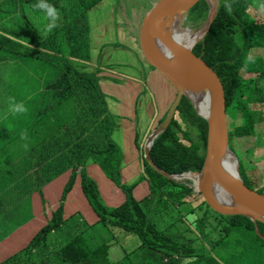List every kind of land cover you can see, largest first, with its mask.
<instances>
[{"label": "trees", "instance_id": "obj_1", "mask_svg": "<svg viewBox=\"0 0 264 264\" xmlns=\"http://www.w3.org/2000/svg\"><path fill=\"white\" fill-rule=\"evenodd\" d=\"M100 1L48 0V3L55 5L60 12L59 24L63 23L64 26L71 27L76 33L85 32L88 36L90 34V41H87L86 44L87 55L78 52L71 63L60 51L61 44H58L59 38H56L55 35L57 29L48 36L6 31L4 36V46L8 50L6 59L11 62L0 63V81L2 76L12 69L9 74L15 76V84L11 83L8 86L12 90H15L16 85L18 87L16 89L26 87L37 91H41L43 88L46 89L45 93L54 91V95L62 98L61 106L64 107L69 100L67 89L81 87L84 90V81L89 80L85 75L89 71L88 65H93L100 59L98 56L101 57L110 48V43L92 45L91 41L92 28L89 26L88 13ZM259 3L262 17L258 19L262 21L251 23L248 18V10L252 5V0H219L216 19L205 38L193 49L195 56L207 66L217 79L218 92L226 107V112L230 107H233L235 114L240 113L241 115L239 118L242 123L235 127L233 132H230L229 147L235 155L238 151H242L249 156V148L243 146L241 142L253 137L257 131L264 130V88H259L256 79L259 77L257 72L262 73L261 77L264 75V57H259L251 62V68L246 71V75L241 76L240 74L247 56L244 51L264 46V0H260ZM225 4L231 6L230 12L226 10ZM209 9L208 2L201 0L190 10L189 19L196 11H198L200 19L208 17ZM140 12L138 16L141 18V9ZM240 27L248 29L242 47L235 43L238 41L235 38ZM14 38L18 39L16 45L11 44V40ZM68 45L64 44V46ZM104 49L106 51L102 52ZM136 54L137 58L143 55L139 43L136 47ZM21 61L22 68L20 69ZM55 67L58 70L56 72L54 71ZM149 68L156 70L152 66ZM65 69H68L69 72L65 73L63 71ZM87 84L90 83L87 82ZM244 93H246V98L245 102H242L241 97ZM178 114L184 122L183 126L176 119ZM166 115L161 123L165 120ZM0 132L6 133V130L1 129V122ZM192 132L195 133V138L192 137ZM2 137L4 136L0 135V138ZM231 137L238 144L232 145ZM209 143V123L196 112L190 100L183 97L170 125L155 140L151 149V157L153 162L167 174L199 173L204 166ZM238 161L240 164L239 174L245 186L255 192L262 193L264 179L260 175V170L253 165L252 172H250L245 160L241 162L238 159ZM98 163L102 169L110 172V179L120 186L119 170H115L111 166V162L101 160ZM144 165L146 166L144 178L149 180L150 187L148 198L141 201L134 199L132 195L136 185L134 183L126 187L127 201L119 207L109 209L99 195L96 183L90 178L85 179L81 182L82 189L99 217L98 223L90 226L83 222L82 218L78 221L62 223L64 204L61 203L59 208L53 212L52 220L31 240L27 247L28 251L40 249L38 251L40 253L44 249H50V251L55 249V251H59L57 253L59 257L54 259L56 264H109V259L116 264H122L129 254L118 260L122 253L112 235V229L119 228L127 234L137 236L141 241V245L135 250V253L142 251L146 246L153 251L163 252L171 257L194 258L188 264H222L216 260V257L222 258V254L217 256L214 252L227 246L222 259H226L229 264H233L230 262L232 260H237V264H264L263 223H255L245 216L218 214L209 207L199 193L201 202L193 210L200 216L201 224L189 221L185 215L178 214V209L186 202V198L195 194L193 187L188 185L193 184L192 181L177 182L166 178L154 171L145 159ZM74 182L75 179L69 181L63 198L72 190ZM168 208L172 211L169 212ZM166 211L172 213L174 217L177 216V212L176 220H171L172 217H170L165 221L163 216L167 215ZM211 220L216 222V225L210 222ZM176 225H178L176 233L169 234V231ZM180 226H183L185 230L181 231ZM208 226H213L214 229L207 231L206 227ZM216 229L221 233H217ZM187 232L193 233L195 237H191ZM53 233L62 234L65 242L53 248L45 246V239ZM213 234L217 235L215 239L210 238ZM180 236H185V238ZM244 237L247 239L244 240ZM235 242L241 246L234 248L232 244ZM7 264L18 263L13 258L8 260Z\"/></svg>", "mask_w": 264, "mask_h": 264}, {"label": "crops", "instance_id": "obj_2", "mask_svg": "<svg viewBox=\"0 0 264 264\" xmlns=\"http://www.w3.org/2000/svg\"><path fill=\"white\" fill-rule=\"evenodd\" d=\"M9 1L6 0V3L0 6V35L4 37L6 31H15L17 34L38 35V29L32 25L28 18L32 12H41L31 7L37 1L19 0V4L16 5L17 8L12 15H9V9L5 7ZM153 5L154 3L144 14L142 13L141 19L150 12ZM47 23L48 21L45 18L43 26ZM14 26L23 27H20L17 31ZM59 26L64 25L62 23ZM139 27L138 24L135 26L137 32ZM56 29H53L52 32ZM91 41L92 45H99L100 36L93 35ZM129 42L136 48L137 43L133 37ZM118 50L132 54L128 49L113 48L110 45L104 56H98L100 59L94 63L99 74L101 69L105 70L104 75L100 74L104 79L96 82L85 80L84 90L81 87L68 88L67 97H69V100L64 106L70 108L71 105H75L74 110L88 111L90 114L82 120L74 116L76 118V128L80 135L71 146L75 148L78 144H90L86 142V139L90 137L93 139L91 145L99 153L95 159L90 161L86 173L97 184L101 198L107 206L123 205L127 201L128 191L126 187L134 183H136L132 191L134 199L141 201L150 196L149 180L141 177L143 170L146 169L144 165V159L146 160L144 148L148 145L149 135L161 124L160 121L163 120L169 110L159 88L149 93L139 82L129 79L131 77H129L126 69H129L131 64L123 67L125 62L122 61L121 57H114L115 52ZM111 59L115 60L120 69H111L115 71L116 76L106 71L108 68L105 67V64ZM137 60L140 65L142 63L147 64L143 55ZM22 61L20 69L22 68ZM147 66L149 67L148 64ZM154 71L151 68L146 69L141 66L136 76L143 78L144 82H147L151 87H153V81L160 86L158 76ZM4 75L10 74L6 73ZM87 82L92 86H87ZM3 88L7 89L6 86H3ZM16 88L18 87L15 85ZM17 90V95L25 106H29L31 103H41L35 119L41 124L49 138L54 140L60 136L61 145H58V147L68 154L70 139L67 138L71 134L70 127L65 125L64 130L61 129V134L55 132L52 114L49 117L46 115L47 111L52 112L55 106L62 107V98L54 95V91L45 93L46 89L43 88L41 91L26 87H20ZM141 96H143L144 108L143 104L138 107V99ZM92 104L94 107H92ZM108 135L110 136L108 137ZM38 136L37 133V140L43 141ZM110 142H113V147H110ZM65 144L66 146H64ZM6 145H8V141L4 137L0 138V238L1 241L4 240L0 243V262L8 261L14 257L16 263H18L20 258L27 254L22 250L25 249L29 252L27 247L30 241L52 220L53 212L57 210L60 203L64 204L62 223L73 220L78 221L82 218L83 222H88L87 224L92 226L91 224L97 220L99 221V217L83 192L80 178L64 198L63 194L70 173L66 171L56 179L52 176L46 178L50 168L54 166V158H58V156L41 145L36 146V151H24L14 155L10 150L3 152ZM9 158L14 159L12 164L7 163ZM38 159L41 160L40 163L36 162ZM101 160L111 162V166L115 170H119L120 186L105 175L98 163ZM146 162L148 163L147 160ZM11 166H14L16 174L22 177V184L10 181ZM48 167L50 168L48 169ZM79 168H77L78 171ZM5 174L7 175L4 176ZM24 208H27L29 212H26ZM98 221L93 225H96ZM13 226L16 227L7 233ZM48 247L53 248L54 246L49 245ZM135 250L130 253H135ZM31 258L33 262H39L34 261L32 256ZM109 264H116V262L109 259Z\"/></svg>", "mask_w": 264, "mask_h": 264}, {"label": "rangeland", "instance_id": "obj_3", "mask_svg": "<svg viewBox=\"0 0 264 264\" xmlns=\"http://www.w3.org/2000/svg\"><path fill=\"white\" fill-rule=\"evenodd\" d=\"M162 1L163 0H101L96 5V7L88 13V19H89V26H91L92 28L91 39L93 38V35L97 34L100 36V44L110 43V45L113 48L117 47V48H121L124 50L126 49L130 50L132 54H129L122 50H118L115 52L114 57H117V56L121 57L122 61L125 62L123 64V67H126L128 66V64H131V67L129 69H126V72L128 73L129 77H131L129 79L139 82L141 86H144L145 90H147L149 93L153 92L154 89L159 88L167 108L170 109L171 105L173 104L172 101L176 97V94H177L176 90L166 80V78L156 70L154 71V73L158 76V81H159L160 86L156 84V82L153 81V84H152L153 87H151L149 86L147 82H144L143 78L136 76L141 66L146 69L149 67L145 63H142L141 65L139 64L137 57H136L137 55L136 48L134 47L133 44L129 42V40H131L133 37L134 41H136L137 43L136 47L138 46L141 24L145 18L144 17L143 19H141L138 16L139 10L141 9L142 13L144 14L146 10L152 5V3L158 6ZM214 1L216 2V5L219 8V0H214ZM259 1L252 0V5L250 9L248 10L249 12L248 18L251 23H256V22L260 23L262 21L261 19H258L262 17V12L259 9V5H260ZM5 3H6V0H0V6H3ZM18 4H19V0H10L9 3L5 5V7L9 9L8 11L9 15L14 14L17 8L16 5ZM28 18L30 19L32 25L36 29H38L39 35L41 36L46 35L45 26H43V23L45 22V15H43L42 12H32L28 16ZM206 20H207L206 16L200 19L198 17V11H196L191 15L190 19L188 16L186 22L178 25L174 31L175 33L189 32L193 34L192 39L201 38V30L205 26ZM137 24L140 26L138 29V32L135 29V26ZM20 27H23V26H14V28H16L17 31L19 30ZM57 29L58 30L57 32H55V35H56V38L60 39L58 43V44H61L60 51L63 54H65V56L70 60V63H71V60L75 57V55L78 52H83L85 56L87 55L88 48L86 44H87V41H90L89 40L90 34L88 36V34H86L85 32L76 33L69 26H59L57 27ZM247 31L248 29H244L243 27L239 28L236 34V38H235V40L238 39V41L235 42L237 46L239 47L243 46V43L246 39L245 33ZM4 41H5V38L2 35H0V63L11 62L9 59H6V53L8 52V50L4 46ZM17 42H18L17 38H14L11 40V44L13 45H16ZM64 44L66 45L69 44V45L64 46ZM79 44H82V45H79ZM139 47H140V43H139ZM104 51H106V49H104L102 52ZM242 52H243V49H242ZM244 52L247 54V56L244 59V62L249 57L252 58V62H253L255 59L259 57L260 58L264 57V46L259 47V48L253 47L252 49L246 50ZM103 56H104V53L102 54L101 57ZM88 67H89V71L85 75L90 81L96 82V81L104 79L103 76H101V75H104V72H105L104 69L100 70V72L102 73V74L100 73L101 74L100 75L99 71L95 69L94 64L88 65ZM105 67L108 68V70L106 71H108L109 73L115 76H116L115 71H112L111 69L120 70L118 67V64L115 62V60H112V59L109 60L105 64ZM250 68H251V62L249 63L246 69L242 68L240 70L241 76L246 75L247 74L246 71H249ZM54 71L55 72L58 71L56 67L54 68ZM63 71L65 73L69 72L68 69H65ZM11 72H12V69L7 71V73H11ZM261 74H262L261 72H257V75H259V77H256V79H257L259 88H262V87L264 88V75L261 77ZM54 80H55V76H54ZM11 83L15 84V76H11V75L2 76V79L0 81V105L2 107V110L0 111V122H1V129L6 130V133L0 132V135L4 136V138L8 141V145L4 146L3 152L6 150H10L12 154L17 155L24 151H31V152L36 151L37 150L36 146L41 145L44 148H48V150L52 152L54 155L58 156V158H54V166H52L51 168L48 167V169L50 168V171L47 173L46 178H50L52 176V178L56 179V177L62 175L63 173L67 171L70 173L68 183L71 179L72 180L75 179V182L79 178L81 179L80 180L81 182L85 179L88 180V178L90 177L86 173L87 167L91 163L90 161L95 159V157L99 153L94 148V146L91 145L93 139L91 137L86 139V142H89L90 144H87V143L78 144L77 146H75V148H73L71 145L75 142L77 137L80 135L79 131L76 128V118L74 116H76L79 120H82L84 117H87L90 115L89 112L74 110L75 105H71L70 108L59 107L57 105V107L55 106L53 108L52 112H50L49 110L47 111L46 115L48 117L52 114V117L54 120L53 126L55 128V132H59L61 134V129L64 130L65 125H67L71 129V134L67 138L68 140L70 139L68 143V154H67L65 153V151L61 150V148L58 147V145H61L60 136L59 138L56 137L54 140L49 138V136H47L46 131L41 127V124L37 122V120L35 119L36 113L40 110L41 103H35V104L31 103L29 106H26L28 111L22 114L13 115L12 113L8 111L9 97H14L17 103L21 102L20 97L17 95L18 90L17 89L12 90L11 87H8L9 84ZM87 85L90 87L92 86V84H87ZM3 86H6L7 89H4ZM245 98H246V93L242 95L241 101L245 102ZM141 104H143V108H144L143 96H141L138 99V107ZM92 107H94L93 104H92ZM66 109L68 110L66 111ZM226 114H227V119H228L229 130L230 132H233L234 128L239 126L242 123L241 118H239L241 115L240 113L235 114V109L233 107H230L228 109V112H226ZM176 119L183 126L184 122L181 119L180 114L176 115ZM23 133L27 134L26 140L21 139V135ZM37 133L39 135L38 137L42 139L43 141L37 140ZM109 136L110 135H108V137ZM192 137L193 138L196 137L194 132H192ZM231 143L232 145L238 144V142L235 139L234 141L232 140V137H231ZM25 144H27V148L24 147ZM241 144L249 148L248 149L249 156L247 155V153H244L242 151H238L236 156L241 162L245 160L250 172H252L251 171L252 166L255 165V168L260 170V175L264 179V130L257 131V133H254L253 137H249V139L243 140ZM109 145L110 147L114 146L113 142H110ZM64 146H66V144ZM232 160H233V163L236 165V163L234 162L235 160L234 159ZM13 162H14V159L12 158H9L7 160L8 164H12ZM36 162L40 163L41 160L38 159L36 160ZM78 167H80L79 171L77 170ZM239 167H240V164H239ZM240 170H241V173L244 174L243 170L242 169ZM103 171L105 175L109 178L110 172L105 169H103ZM10 173H12L11 178H10L11 182L21 183L22 177L16 174V169L14 168V166H11ZM6 175L7 174H5L4 176ZM43 177H44V173H43ZM8 179H9V176H8ZM184 181H190V179L181 178L177 182H184ZM188 185L190 187H193L192 184H188ZM193 189L195 191V186L193 187ZM83 192H84V189H83ZM256 193H258L260 197L264 198V190L262 193L258 191ZM99 195L101 196L100 192H99ZM200 202L201 200L199 199V194L195 192V194L192 197L186 198V202H184L182 205L179 206L178 214L180 216L185 215L189 219V221H195L198 225H200L201 224L200 216L198 215V213H196L193 210V208L198 207ZM107 207L109 209H113L119 206H107ZM168 209H169V212L172 211L170 208ZM24 210L26 212H29L27 208H24ZM169 212L168 211L165 212L167 215H164L163 219L167 221L168 218L172 217L171 220H176V218L178 217L177 212H176L177 216L175 217L173 216L172 213L170 214ZM210 222L214 223L213 220H211ZM214 225H216V222L214 223ZM15 227L16 226L11 227L7 233L12 231ZM192 227L196 229L194 226ZM177 228H178V225H176L174 229L170 230L169 234L174 235L177 231ZM213 229H214L213 226L206 227L207 231L213 230ZM180 230L184 231L185 228L183 226H180ZM216 231L217 233H221L217 229ZM112 232H113L112 235L114 236L115 242L118 244V248L120 252L125 254V255L122 254L118 258V260L126 256V254H129V256L124 260L122 264H188L194 259L191 257L189 258H177L176 256L171 257V256L166 255L163 252L153 251L146 246L144 247L145 249H143L142 251L131 254L130 252L134 251L138 246L141 245V241L139 240V238L135 235H129L125 231L119 228H113ZM187 233H189L191 237H195L193 233L191 232H187ZM216 236L217 235L213 234L212 236H210V238L215 239ZM180 237L185 238V236H180ZM243 239L246 240L247 238L244 237ZM0 241H1V238H0ZM3 241H1L0 243H2ZM45 242H46L45 246L46 245L57 246L58 244L64 243L65 238L62 237V234L53 233L45 239ZM232 246L234 248H238L241 245L235 242L232 244ZM226 247L227 246L221 248L220 250L219 249L216 250L214 252L216 253L215 255L218 256L219 254H222V258H223L224 252L226 251L225 250ZM39 250L40 249L34 250V252L33 251L27 252L25 249L22 250V252L30 254L34 258V261H39L38 263L33 262L31 256L25 254L24 256L20 258L18 264H56L54 262V259L59 257L57 254L59 253V251L57 250L55 251V249L51 251L50 249H44L42 252L38 253ZM222 258L216 257V260L218 262H221L222 264H229L226 259L223 260ZM143 261H145V263H143ZM7 262L8 261L5 260L3 262H0V264H7ZM230 262L233 264L238 263L237 260H232ZM64 264H67V263H64Z\"/></svg>", "mask_w": 264, "mask_h": 264}, {"label": "water", "instance_id": "obj_4", "mask_svg": "<svg viewBox=\"0 0 264 264\" xmlns=\"http://www.w3.org/2000/svg\"><path fill=\"white\" fill-rule=\"evenodd\" d=\"M200 1L163 0L158 6H153L141 24L139 43L145 61L161 73L177 93L165 120L149 135L145 157L149 165L166 178L175 181L190 179L195 192L218 214L245 216L255 223L264 224V198L245 186L239 174L238 157L229 147L230 131L226 107L218 92L219 83L193 53L216 19V2L206 0L210 9L201 38L192 39L191 33L174 31ZM184 35L187 40H184ZM183 97H187L196 112L209 123L210 143L199 173L170 175L153 162L150 151L155 140L170 125Z\"/></svg>", "mask_w": 264, "mask_h": 264}, {"label": "clouds", "instance_id": "obj_5", "mask_svg": "<svg viewBox=\"0 0 264 264\" xmlns=\"http://www.w3.org/2000/svg\"><path fill=\"white\" fill-rule=\"evenodd\" d=\"M31 7L34 10L41 11V12L44 13L45 18L48 21V23L45 25V34L46 35L48 33H51L53 29L59 27V21H60L61 17H60V12L56 8L55 5H52V4L48 3V0H37V3L31 5ZM225 8H226L227 11H229V12L231 11V6L229 4H225ZM250 62H252V58L251 57H249L244 62V66H243L244 69H246L248 67ZM8 111L10 113H12L13 115H15V114L26 113L28 111V109L24 105V103H22V102L17 103L15 101L14 97H9V99H8ZM21 139L22 140H26L27 139V134L23 133L21 135ZM24 147L27 148V144H25Z\"/></svg>", "mask_w": 264, "mask_h": 264}, {"label": "flooded vegetation", "instance_id": "obj_6", "mask_svg": "<svg viewBox=\"0 0 264 264\" xmlns=\"http://www.w3.org/2000/svg\"><path fill=\"white\" fill-rule=\"evenodd\" d=\"M146 147L147 146H145V148H144V152H145V149H146ZM150 153H151V151H150ZM152 168V167H151ZM154 171H156L154 168H152ZM145 172H146V169L145 170H143V175L141 176V177H144L145 176ZM157 172V171H156ZM157 173H159V172H157ZM160 174V173H159Z\"/></svg>", "mask_w": 264, "mask_h": 264}, {"label": "bare ground", "instance_id": "obj_7", "mask_svg": "<svg viewBox=\"0 0 264 264\" xmlns=\"http://www.w3.org/2000/svg\"><path fill=\"white\" fill-rule=\"evenodd\" d=\"M184 33H189V32H184ZM183 37H184V40H187V36L186 35H184Z\"/></svg>", "mask_w": 264, "mask_h": 264}]
</instances>
